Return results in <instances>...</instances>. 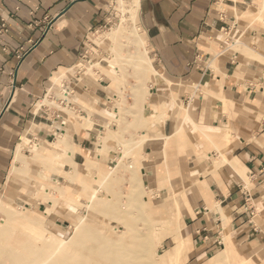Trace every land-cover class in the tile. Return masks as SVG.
I'll return each instance as SVG.
<instances>
[{
	"label": "crops",
	"instance_id": "crops-1",
	"mask_svg": "<svg viewBox=\"0 0 264 264\" xmlns=\"http://www.w3.org/2000/svg\"><path fill=\"white\" fill-rule=\"evenodd\" d=\"M109 1L0 0V192L18 168L17 151L61 153L63 171L72 172L95 150L103 120L90 126L80 101L103 105L106 77H87V87L74 75L78 90L69 88V104L37 103L56 87L54 76L77 64L89 31L109 23ZM259 2L252 0L245 15L257 17ZM248 3L138 0L152 71L144 109L159 120L148 124L158 137L146 145L139 170L153 194H164L174 181L188 185L191 211L184 208L183 219L192 257L211 258L225 248L227 235L236 252L264 264V37L252 29L238 40L244 30L237 18ZM238 44L242 51L234 49ZM59 107L73 112L69 126Z\"/></svg>",
	"mask_w": 264,
	"mask_h": 264
},
{
	"label": "rangeland",
	"instance_id": "rangeland-1",
	"mask_svg": "<svg viewBox=\"0 0 264 264\" xmlns=\"http://www.w3.org/2000/svg\"><path fill=\"white\" fill-rule=\"evenodd\" d=\"M120 1H109L107 12L109 23L106 27L89 31L87 34L88 43H91L96 52V58L93 60L95 65L89 70L90 66L82 62L84 64L79 78L87 87L88 81L85 80L87 77L96 81L102 74L108 79V98L103 105L99 106L96 101H92L90 105L84 103V100L80 101L87 111V116L83 120L86 119L90 126L96 117L103 120V128L97 132L96 148L87 157V162L74 167L72 172L63 171V165L59 160L62 157L61 153L49 155L46 159L38 157L45 154L46 149H32L29 153L25 152L26 155L20 153L19 157L16 154L15 162L18 168H11L10 181L8 179L6 187L0 192L2 244L0 248H12L26 255L37 251L39 255L42 253L40 259L57 249V258L70 262L83 260L79 256L81 248L73 247L70 241L63 245L60 242L69 240L74 235V222L83 217L88 196L96 190L97 201L87 209L86 222L95 227L101 235L117 237L120 233L125 239L123 243L128 241L129 244H137L139 241L144 247L141 239L132 238L135 234L136 236L142 234L143 240H146L144 243L147 249L145 252V258L148 257L145 259L147 264H204L207 261L206 257H192L191 236L185 229L187 225L183 219L184 208L191 211L185 195L188 185L182 184L177 187V181H174L167 186L164 194L158 195L153 194L148 183L140 180L139 167L147 161L145 147L154 141L153 138L158 137L156 128L149 127L148 124L159 120L154 115L148 117L150 112L144 109V103L149 95L145 79L152 71L144 35L138 24L137 9L134 11L131 9L130 0H123L120 9ZM251 2L252 0H249L245 12L237 18L239 31L244 30V34L239 35L240 41L247 31L252 29L264 37V0L259 2L262 8L257 17L249 16L250 12L249 15H245ZM241 19L247 20L246 28L242 27ZM91 32L95 35H109L112 38L98 43L91 36ZM139 38L143 43L138 41ZM234 49L242 51L239 44ZM77 72L79 70L76 71L75 68L66 69L57 76L67 79L70 89L78 90L73 82ZM85 74L87 76H84ZM52 81L56 86L52 88L54 97L58 98L62 96L59 88L60 79H55L54 76ZM51 100L53 99L42 97L37 103V108L42 105L51 108L55 105L50 103ZM67 100L69 101V98ZM59 108L61 116H64L65 125L69 126L74 121L73 112L67 108ZM179 132H183L182 129ZM218 160L213 161L218 164ZM33 164L41 166V172H37ZM234 169L244 181H249L239 167ZM51 173L56 176L50 175ZM107 174L109 177L107 176V180L104 181ZM161 187L165 185L161 183ZM126 195L129 200L125 198ZM129 201L132 205H129ZM113 208L118 215L107 214L111 213ZM179 211L180 214L177 213ZM2 229H6L7 232L1 233ZM227 238H229L227 235L223 237V243L225 248H229L228 256L223 262L216 264H255L236 252L232 243L226 242ZM176 241L180 248L172 250L171 247ZM219 250L221 251V248L217 249ZM176 256L178 259L173 260Z\"/></svg>",
	"mask_w": 264,
	"mask_h": 264
},
{
	"label": "bare ground",
	"instance_id": "bare-ground-1",
	"mask_svg": "<svg viewBox=\"0 0 264 264\" xmlns=\"http://www.w3.org/2000/svg\"><path fill=\"white\" fill-rule=\"evenodd\" d=\"M123 0L120 1L119 3V8H122V4H123ZM131 2V9L136 10L138 7V0H130ZM125 8V7H124ZM115 30H118V28H115ZM92 37L95 38L96 42L101 43L103 41L109 40L110 38H112L109 35L106 36H102L101 35H95V33H90ZM94 40V39H93ZM139 42L143 41L139 38L138 39ZM95 42V43H96ZM84 63H80L79 64V68L83 67ZM95 65V64H94ZM93 65V66H94ZM85 66V65H84ZM90 67V69L93 68ZM72 69V67H71ZM74 69V68H73ZM86 69V68H85ZM83 71V70H82ZM88 71V70H87ZM86 71V72H87ZM85 73V72H84ZM89 73V72H87ZM95 73V72H94ZM59 78V77H58ZM51 87V86H50ZM20 147V146H19ZM19 149V148H18ZM17 149V150H18ZM17 157H19L20 152L17 151ZM55 155V154H54ZM38 157L41 158H48L47 156L43 155H39ZM28 165V164H27ZM28 167V166H27ZM109 174V173H108ZM106 175L104 177V181L105 179L107 180V176L109 177V175ZM111 175V174H110ZM131 176V175H130ZM129 177V176H128ZM126 178V177H125ZM109 179V178H108ZM113 179V178H112ZM120 177H119V181H120ZM132 179V178H131ZM69 180V179H68ZM118 180V179H117ZM124 180V179H123ZM133 180V179H132ZM122 181V180H121ZM130 182V180H129ZM133 182V181H132ZM120 183V182H119ZM126 183V181H125ZM131 183V182H130ZM116 184V183H115ZM127 184V183H126ZM128 186V184H127ZM130 186V185H129ZM132 187V186H131ZM96 191V190H95ZM95 191L91 192L88 196V201L86 204V207L83 211V217L80 218V220H77L74 222V228H75V232L74 235L69 239V240H61V244H66L68 241H70V243L73 244V247L76 248H81V252L79 253V256L82 257L83 260L81 261H77V262H70V261H66V260H62L60 258L56 257V250H52L48 255H46L45 258L40 259L41 258V254H37L38 252L36 251V253L32 252L31 254H20L16 251H14L12 248H0V264H147L148 262L145 261V259L147 260L146 257V248H145V244L144 242H146V240H143V235L139 234L138 236H136V234L134 236H132L133 240L135 238L137 239H141V241L144 244V247L142 246V243H140L138 241L137 244H129L128 241L126 243H123V240L125 241V239L123 238V234L118 233L119 235L117 237H107L106 234L105 236L101 235L98 230L91 226V224L87 223L86 220L87 219V209L94 203L97 201L96 199V194ZM116 191V189H115ZM60 192V191H59ZM61 193V192H60ZM121 194V192H120ZM133 196V195H132ZM52 197V196H51ZM127 198V195L126 197ZM128 199V198H127ZM129 200V199H128ZM136 204V203H134ZM129 205H132V203L130 204L129 201ZM137 205V204H136ZM101 207H103V205H100ZM138 206V205H137ZM20 207V206H19ZM119 207V206H118ZM129 207V206H128ZM106 208V207H105ZM110 208V207H109ZM137 208V207H136ZM139 210V208H137ZM136 209V210H137ZM47 210V209H46ZM133 211V209H132ZM177 211V210H176ZM111 213H107V214H114V215H118L117 211L115 208H113V211H110ZM129 212V211H128ZM127 212V214L129 215V213ZM135 212V211H134ZM13 213V212H12ZM122 213V212H121ZM137 213V212H136ZM135 213V214H136ZM178 214H180V211L177 212ZM14 214V213H13ZM20 214V213H19ZM126 214V215H127ZM132 214V213H131ZM139 214V213H138ZM134 215V214H133ZM132 215V216H133ZM7 218V215H5ZM135 217V216H134ZM137 217V215H136ZM121 218V217H120ZM173 218V217H172ZM25 219V218H24ZM122 220V219H121ZM26 221H28L26 219ZM29 223H33L31 221H28ZM132 224H134L133 222H131ZM24 224V223H22ZM26 225V224H25ZM136 226V225H135ZM132 227V225H131ZM137 227V226H136ZM135 227V228H136ZM1 228V227H0ZM11 228V227H10ZM13 228V227H12ZM134 228V225H133ZM9 229V228H8ZM125 229V228H124ZM123 230V229H122ZM177 230V229H176ZM5 231V233L7 232L6 229H2L1 233ZM109 230L107 229V232ZM138 231V230H137ZM135 232V231H134ZM154 232V231H153ZM131 232H129L130 234ZM140 233V232H139ZM134 234V233H133ZM138 234V232H137ZM155 234V233H154ZM10 236V235H9ZM145 236V235H144ZM128 237V236H127ZM126 238V237H125ZM146 238V237H145ZM154 238V237H153ZM130 239V236L128 238V240ZM1 240V238H0ZM9 242V241H8ZM134 242V241H133ZM137 242V241H136ZM128 243V244H127ZM135 243V242H134ZM148 243V242H147ZM5 244V243H4ZM23 244V243H22ZM29 244V243H28ZM0 245H2L0 243ZM10 245V244H9ZM6 246V245H5ZM40 246V245H39ZM8 247V246H6ZM144 249H143V248ZM19 248V247H18ZM17 248V249H18ZM180 248V245H178V242L176 241V243L174 244L173 247H171L172 250H177ZM28 249V248H27ZM16 250V249H15ZM21 250V249H20ZM228 250L229 248H223L218 254L214 255L212 258L207 259V261L204 264H216V263H221L223 262L227 256H228ZM41 251V250H40ZM22 252V251H21ZM30 252V251H29ZM31 255H33L32 257H30ZM35 256V257H34ZM40 256V257H39ZM30 257V258H29ZM43 257V256H42ZM177 260L178 256H176L175 258H173V260ZM72 260V259H71ZM74 261V258L73 260Z\"/></svg>",
	"mask_w": 264,
	"mask_h": 264
},
{
	"label": "built area",
	"instance_id": "built-area-1",
	"mask_svg": "<svg viewBox=\"0 0 264 264\" xmlns=\"http://www.w3.org/2000/svg\"><path fill=\"white\" fill-rule=\"evenodd\" d=\"M107 25V24H106ZM89 40L86 37V41L83 42V50L82 53L80 55V62H78L74 68L79 70V72H77V75L81 77L80 72H81V68H79V64L82 62H86L90 67H92L94 65L95 62H93V60H95L96 58V52H94V48L92 47L91 43H88ZM96 70H95V74H96ZM84 76H87L86 74ZM60 90L62 93V96H59L58 98L54 97L53 91H52V87L46 91L44 97L53 99L50 101V103H57L58 105H66L69 104L67 103V95L70 92V89L68 87V85L66 84V81L62 82L60 84Z\"/></svg>",
	"mask_w": 264,
	"mask_h": 264
}]
</instances>
